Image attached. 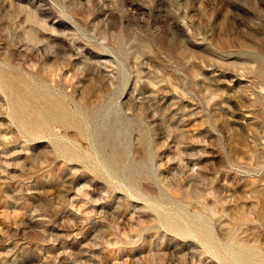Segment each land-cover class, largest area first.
<instances>
[{"label": "rangeland", "instance_id": "rangeland-1", "mask_svg": "<svg viewBox=\"0 0 264 264\" xmlns=\"http://www.w3.org/2000/svg\"><path fill=\"white\" fill-rule=\"evenodd\" d=\"M0 264H264V0H0Z\"/></svg>", "mask_w": 264, "mask_h": 264}]
</instances>
